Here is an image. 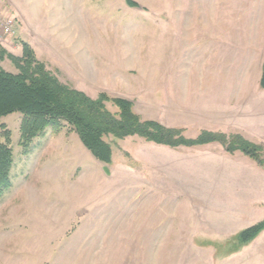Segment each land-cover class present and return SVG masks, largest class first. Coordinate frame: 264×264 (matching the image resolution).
Returning a JSON list of instances; mask_svg holds the SVG:
<instances>
[{
	"label": "rangeland",
	"instance_id": "obj_1",
	"mask_svg": "<svg viewBox=\"0 0 264 264\" xmlns=\"http://www.w3.org/2000/svg\"><path fill=\"white\" fill-rule=\"evenodd\" d=\"M130 1L0 0V49L21 56L28 42L61 81L126 98L188 138L245 122L264 145V0ZM0 65L17 72L7 55ZM20 119L0 118L14 155L0 264H264V230L238 241L264 220V173L243 153L106 137L108 165L65 126L23 155Z\"/></svg>",
	"mask_w": 264,
	"mask_h": 264
},
{
	"label": "trees",
	"instance_id": "obj_2",
	"mask_svg": "<svg viewBox=\"0 0 264 264\" xmlns=\"http://www.w3.org/2000/svg\"><path fill=\"white\" fill-rule=\"evenodd\" d=\"M127 3H136L127 0ZM21 56L0 49L17 72L6 71L0 65V118L12 113L21 115L18 145L23 155L30 153L35 139L48 128L58 133L65 126L74 131L83 145L99 161L112 162L113 149L105 138L124 139L138 136L148 142L176 148L220 143L227 152L240 151L264 169V145L248 140L239 133L201 130L195 138L184 135V129L168 127L153 119H142L133 111V103L123 97H110L101 92L92 98L62 82L46 68L28 42H22ZM259 88L264 90V60L261 64ZM111 102L116 112L106 107ZM0 198L11 186V168L14 164L11 132L0 122ZM264 230V220L245 228L238 235L241 244L248 243Z\"/></svg>",
	"mask_w": 264,
	"mask_h": 264
},
{
	"label": "crops",
	"instance_id": "obj_3",
	"mask_svg": "<svg viewBox=\"0 0 264 264\" xmlns=\"http://www.w3.org/2000/svg\"><path fill=\"white\" fill-rule=\"evenodd\" d=\"M230 25V24H229ZM226 27V26H228L227 24H226V22H222V24H221V26H218V22L217 21H214V22H212V24H211V26H210V28H215V29H217V28H219V27ZM82 66H83V68H85V71H89L90 72V70H89V66H88V64H87V61H82ZM54 73V72H53ZM260 75H261V72H260ZM59 79H60V76L57 74L56 75ZM89 76V75H88ZM90 77H91V75H90ZM259 78H260V76H259ZM61 80V79H60ZM259 81V80H258ZM63 82V81H62ZM83 82H85V83H87L88 84V80L87 79H85L84 78V80H83ZM64 83H66V84H68L69 86H71V87H73V88H75V89H77V90H80V91H83V92H87L86 90H85V88H82L81 89V87H77V86H72V85H70L69 83H68V81L66 80ZM90 84V83H89ZM90 85H92V84H90ZM261 91H264V90H261ZM243 121V120H242ZM244 122V121H243ZM244 124H246L245 122L242 124L241 123V125L243 126V127H241L238 123L237 124H235V126L233 127V126H229V130L228 131H223V132H225L226 134H230V133H239V134H241L243 137H245V138H247V139H251L250 137H249V133L248 132H245V131H247L248 130V128H244ZM247 125V124H246ZM219 132H222V131H219ZM247 133V134H246ZM255 143H257V142H255ZM258 144H262V142L260 141V142H258ZM211 145H218V143H216V142H214V143H209V144H205V145H200V146H195V147H184V146H181V147H184V148H190V149H203V148H206V147H208V146H211ZM219 145H221V144H219ZM223 147V146H222ZM228 153V152H227ZM236 153H241V152H239V151H236V152H234V153H228V154H230V156H232V155H234V154H236ZM242 154V153H241ZM243 155V154H242ZM232 157H234V156H232ZM251 160V159H250ZM253 161V160H252ZM256 164V163H255ZM254 170H256V171H258L259 173H261V174H263L264 173V169H262L260 166H258L257 164H256V168H254Z\"/></svg>",
	"mask_w": 264,
	"mask_h": 264
},
{
	"label": "built area",
	"instance_id": "obj_4",
	"mask_svg": "<svg viewBox=\"0 0 264 264\" xmlns=\"http://www.w3.org/2000/svg\"><path fill=\"white\" fill-rule=\"evenodd\" d=\"M3 29L6 31V32H11V27H12V21L11 20H6L3 24Z\"/></svg>",
	"mask_w": 264,
	"mask_h": 264
}]
</instances>
